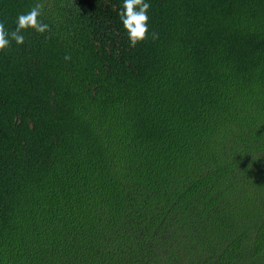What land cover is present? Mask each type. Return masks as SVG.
<instances>
[{"label":"trees","instance_id":"1","mask_svg":"<svg viewBox=\"0 0 264 264\" xmlns=\"http://www.w3.org/2000/svg\"><path fill=\"white\" fill-rule=\"evenodd\" d=\"M37 2L0 52V264H264V0H145L135 47L123 0L0 22Z\"/></svg>","mask_w":264,"mask_h":264},{"label":"clouds","instance_id":"2","mask_svg":"<svg viewBox=\"0 0 264 264\" xmlns=\"http://www.w3.org/2000/svg\"><path fill=\"white\" fill-rule=\"evenodd\" d=\"M44 4L37 2L27 13L19 14L14 30H7L5 24L0 22V52L7 54L12 42L17 46L23 45L25 37L23 32L32 29L38 34L50 32V26L44 23L40 17L43 14ZM150 4L145 0H123L121 9L117 15L125 29L130 47H135L139 42L148 38V9ZM153 39L157 36L153 34ZM65 60L71 59L69 55L64 57Z\"/></svg>","mask_w":264,"mask_h":264}]
</instances>
